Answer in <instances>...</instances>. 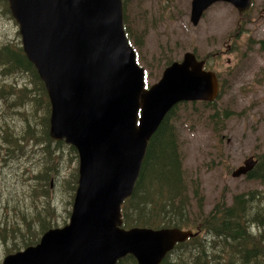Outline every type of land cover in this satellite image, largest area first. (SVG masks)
I'll return each mask as SVG.
<instances>
[{
  "label": "rangeland",
  "instance_id": "374dc122",
  "mask_svg": "<svg viewBox=\"0 0 264 264\" xmlns=\"http://www.w3.org/2000/svg\"><path fill=\"white\" fill-rule=\"evenodd\" d=\"M192 1L123 0V7L141 66L151 74L150 86L172 62L192 52L218 73L225 89L217 109L229 110L231 118L221 121V131L208 120L214 110L201 105H181L168 120L182 167V177L172 185L182 190L172 201V212L160 216L167 204L166 189L155 181L151 190L153 226L198 228L197 238L204 245L212 234L205 221L230 206L235 196L257 195L264 206V182L232 177L248 158L264 155V0H253V8L243 14L232 4L217 3L196 27L190 21ZM19 30L9 3L0 0V264L27 245H38L46 227L69 222L79 179L76 148L49 135L52 106L45 82L1 54L5 49L12 56L23 52ZM140 205L145 206L142 200ZM243 227L249 235L247 246L237 250L228 237L212 239L217 248L202 254L199 262L212 256V264H264L261 235L257 238L248 230L258 229L250 214ZM248 249L256 251V258ZM200 253L201 248L194 251L193 246L176 248L169 263L193 264Z\"/></svg>",
  "mask_w": 264,
  "mask_h": 264
},
{
  "label": "water",
  "instance_id": "95a60500",
  "mask_svg": "<svg viewBox=\"0 0 264 264\" xmlns=\"http://www.w3.org/2000/svg\"><path fill=\"white\" fill-rule=\"evenodd\" d=\"M9 2L20 25L24 52L36 63L52 104L50 137L66 140L79 150L80 178L73 206L80 221L73 219L66 228L50 231L38 245L7 256L3 264H118L128 256L138 264H162L177 244L198 233L179 228L123 229L122 206L134 192L147 142L166 113L183 101L207 102L218 97L217 74L204 70L205 61L188 52L182 61L166 68L156 84L158 89L171 85L174 76L182 78V86L175 87L177 96L155 102L148 100L155 89L144 92V112L140 118L97 121L145 89L144 69L137 64L125 32H119L123 27L122 0H61L59 7L48 4L47 0ZM43 2L45 16L56 23L49 27H58L60 32L38 31L35 24ZM220 2L231 3L240 14L249 11L252 5V0H193L190 17L193 26H198L204 13ZM77 29L89 32L84 43L68 41L57 55L42 63L37 52L47 37L65 36ZM107 123L109 130L112 127L111 131L116 133L117 146L101 134L102 126ZM118 130L124 132L121 139ZM255 165L254 157L248 158L232 177L247 175Z\"/></svg>",
  "mask_w": 264,
  "mask_h": 264
},
{
  "label": "trees",
  "instance_id": "16d2710c",
  "mask_svg": "<svg viewBox=\"0 0 264 264\" xmlns=\"http://www.w3.org/2000/svg\"><path fill=\"white\" fill-rule=\"evenodd\" d=\"M127 31V27L125 26ZM127 33H129L127 31ZM262 49L264 50V41L260 42ZM8 50V49H5ZM2 51L1 54L3 57L10 58L13 60L15 67L19 69H25L27 72H31L36 75L37 71L32 63L27 59L24 50L21 54H17L16 56L10 55L9 51ZM221 94L225 92L224 87H221ZM221 97H219L220 99ZM218 99V100H219ZM218 100L212 104L207 103H185L181 104L197 106L201 105L207 109H212L214 112L208 116V120H210L215 126L214 129L218 131V127H224L225 124L221 121L229 120L230 112L229 110H224L221 113L220 110L217 109ZM177 106L173 111L169 113V115L165 118L163 123L160 125L159 129L154 133L147 147V151L145 154V159L143 163V168L141 172V176L137 181L136 187L130 199H128L123 208V218H124V227L127 229H131L134 227H142L148 229H165V228H179L180 224L174 223L173 225L168 226H153L155 218L150 213H153L155 209L153 206V192L152 187L153 183L156 181L160 184L161 188L166 189L164 196L167 198V204H164L163 212L160 213L161 217L166 216L168 211L172 212L174 205L172 204L173 200H176L181 195L182 190L179 187L174 188L172 185L174 182H177L178 175L182 177V167L179 162V155L177 151L176 142L174 141L168 120L175 113V111L181 106ZM203 119V118H202ZM166 135V136H164ZM169 139H171L169 141ZM169 142V143H168ZM170 150V152H168ZM251 179H258L264 182V155L259 157L257 163L250 174L247 176ZM150 188V189H149ZM142 200L144 207L140 205V201ZM259 202L260 204L257 207H254L252 203ZM262 201L259 197L253 196L251 198H247L246 195L241 194L237 195L233 199V203L228 206L226 205L220 211V205L217 206L215 212H219V215L215 217H211L207 219L205 222L208 224L210 230L212 231L211 239H207L206 243L203 245L201 241L197 238L198 235L194 238H190L187 242L177 244L176 248H187L193 246L194 251L201 248V252L199 256L196 258V261L193 259V264H212L211 259L212 256L207 257L206 262H199L202 257V254L207 255L209 250L216 249L217 246L212 241V239L225 240L228 237L230 240L227 242H231V244H235L237 250L243 249V246H247L250 242L249 235L245 232L243 223L244 219L250 214L252 216V221L258 229L248 228V230L255 236L259 237L260 242H264V206H261ZM178 210L179 208L177 206ZM186 221V219H185ZM66 222L64 223V225ZM57 226H48L41 233L42 235L52 228H56ZM188 230H192L195 233L198 232V228H188ZM32 245V244H31ZM27 245V247L31 246ZM26 247V248H27ZM173 250V251H174ZM172 251V252H173ZM171 252V253H172ZM170 253V254H171ZM247 253L250 257L256 258V251L252 249V251L247 250ZM162 262V264H171L169 263V256ZM118 264H137V261L132 256H128L125 259H122Z\"/></svg>",
  "mask_w": 264,
  "mask_h": 264
},
{
  "label": "bare ground",
  "instance_id": "6f19581e",
  "mask_svg": "<svg viewBox=\"0 0 264 264\" xmlns=\"http://www.w3.org/2000/svg\"><path fill=\"white\" fill-rule=\"evenodd\" d=\"M120 31L121 32H125V25H123L122 29L119 30V32ZM88 33L85 30L77 29V30H70V32H68L65 36L64 35L49 36V37H47L44 40V42L42 43V49L40 51H38L37 54L40 56V60H42V63H44L43 61H45L46 59L57 55L60 52L61 47L63 45H65L68 41H70L72 43H79V44L84 43L85 40L88 39ZM24 53H25L27 59L29 60V62L33 64V66L35 67V69H36V71L38 73V68H37L36 63H34L33 61L30 60V58H29V56H28V54L26 52H24ZM37 63H41V62L38 61ZM170 83H171V85L166 86V87H159V88L157 87L158 89H155L156 86H157L156 84L151 86V87H149V88L144 89L143 91L139 92L137 95H135V96L131 97L130 99H128L122 105H120V106L116 107L115 109H113L107 116H105L103 118H100L97 121H124V120H129L130 118H133L134 116H136L137 118H140L143 115V112H144L143 108H142V97H143L144 92L151 93L154 89L156 90L148 98L149 101H155V100H159L160 101V100H163V99H166V98L173 97V96L176 95V91L175 90L179 86H182L183 79L178 77V76H174V77L171 78ZM175 87H177V88L175 89ZM219 97L220 96L214 98L211 101H207V102L190 100V101H183V102H180L178 104H175L166 113V115L163 118V121L169 115V113L171 111H173L177 106H179L181 104H185V103H200V102L201 103L212 104V103L216 102L219 99ZM136 107H137V110H136ZM135 110H136V112H135ZM93 204H95V203L93 202ZM89 207H91V205H89ZM76 210H75L74 206H72V212H70L69 222L68 223L66 222V224L64 226H62V227H56V228H52V229L48 230L47 232H45L42 235L40 240L47 233H49L50 231L66 228L67 226H69L71 224L73 219L76 220V221H80L78 219L77 215H76ZM86 212H88V211H86ZM85 217H87V215H85ZM134 228H142V227H134ZM165 229H173V228H165ZM110 230L111 229H108V232ZM156 230H161V229H156ZM18 252H20V251H18Z\"/></svg>",
  "mask_w": 264,
  "mask_h": 264
},
{
  "label": "flooded vegetation",
  "instance_id": "af4514ba",
  "mask_svg": "<svg viewBox=\"0 0 264 264\" xmlns=\"http://www.w3.org/2000/svg\"><path fill=\"white\" fill-rule=\"evenodd\" d=\"M49 135H50V132H49Z\"/></svg>",
  "mask_w": 264,
  "mask_h": 264
}]
</instances>
